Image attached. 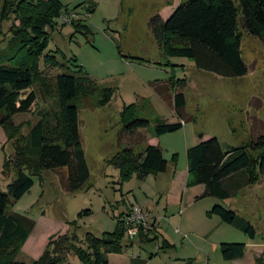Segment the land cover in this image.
Wrapping results in <instances>:
<instances>
[{"label": "rangeland", "instance_id": "obj_1", "mask_svg": "<svg viewBox=\"0 0 264 264\" xmlns=\"http://www.w3.org/2000/svg\"><path fill=\"white\" fill-rule=\"evenodd\" d=\"M6 1L0 0V10ZM60 1L65 9L55 18V30L46 29L49 45L45 54L55 55L63 66L51 67L41 60L42 74L49 79L47 83L56 74L77 70L75 58L91 79L100 87H111L114 93L105 106L98 104L99 93L79 102L80 135L91 173L88 182L76 192H69L65 189L67 167L44 171L42 180L38 175L32 176L33 187L10 206L11 212L36 221L15 258L32 264L44 253L50 236L72 233L75 228L81 239L86 233L100 236L112 232L118 218L133 205L148 212L149 224L154 222L153 217L157 218L158 238L148 244L133 239L134 243L125 246L122 253H111L112 264H134L133 259L144 260V264H232L221 254L222 242L264 244V175L256 184L243 187L230 198H209L218 202L213 204L232 209L249 220L256 229L254 238L234 225L222 221L217 225L215 219L220 221V218L205 211L204 205L210 200H189L195 190H187L183 196L181 192L185 191L183 181L188 174L187 147L212 137H217L224 149L239 147L264 131V37L243 32L242 56L248 73L230 79L199 70L189 58L163 54L148 27L150 17L157 13L155 0ZM91 6L95 10L88 12ZM73 10L78 13L76 20H81L91 32L76 31L71 23L61 20L66 11ZM19 23L13 14L0 21V51L8 48L11 25ZM166 62L170 63L165 65ZM186 76L183 128L153 136L160 121H181L174 107L175 91L167 89L165 84L171 78ZM38 85L32 88L38 96L32 109L14 118L18 128L15 138L8 140L0 126V187L3 190L15 176L14 166L8 174L3 173L6 160L14 156L15 145L25 142L41 113L57 107L56 97L45 96ZM129 105L135 107L137 117L150 121L148 138H158L163 155L169 160L166 173L150 174L143 179L133 174L121 180L119 170L111 165V158L122 148L138 142L135 149L142 151L149 144L144 140L148 130L132 136L121 132L120 113ZM173 154H177L175 165ZM87 209L92 213L86 215ZM163 237L171 247L160 248ZM253 250L256 248L249 247V258ZM65 257L64 264H81L73 251H67Z\"/></svg>", "mask_w": 264, "mask_h": 264}, {"label": "trees", "instance_id": "obj_2", "mask_svg": "<svg viewBox=\"0 0 264 264\" xmlns=\"http://www.w3.org/2000/svg\"><path fill=\"white\" fill-rule=\"evenodd\" d=\"M64 9L60 0H7L0 10L1 22L10 14L15 20H20L19 25L12 24L9 29L11 38L7 50L0 51V126L8 140H13L18 130L15 116L28 113L36 103L38 96L32 89L35 85H41L38 86L45 96L54 95L57 99L56 109L40 114L28 131L25 142L16 144L14 156L5 162L3 173L8 174L14 166L15 176L6 190L0 187V264H26L18 261L15 255L27 242L36 221L11 212L10 206L33 187L32 176L38 175L42 180L44 171L67 167L65 189L69 192H76L90 179L79 128V102L99 93L98 104L105 106L114 93L111 87H100L91 79L75 58L77 70L56 74L47 83L49 79L42 74L41 60L51 67L62 68L63 64L55 55L45 54L49 45V31L46 29L55 30V18ZM94 10L91 6L88 12ZM71 24L76 31L91 32L81 20ZM148 27L166 57H186L193 60L200 70L225 78H237L248 73L242 56L243 32L253 37H264V0H182L167 19L159 13L152 15ZM187 84L186 78H171L165 84L167 89L175 91L174 107L181 121H160L154 133L151 132L153 136L183 128L187 102L183 89ZM28 89L32 90L23 98L22 94ZM120 114L121 132L130 136L139 131L149 132L150 121L137 117L133 105L124 106ZM186 154L190 176L186 185H204V191L197 198L213 196L227 199L243 187L256 184L264 175V131L242 146L229 149H224L217 137L201 140L187 148ZM176 155L172 157L174 165ZM111 165L119 170L121 180L129 179L133 174L143 179L150 174L167 172L169 160L159 145L147 144L142 151H136L130 144L114 154ZM91 213L87 209L85 214ZM207 214L217 215L222 222L240 228L251 238L255 237V227L232 209L215 204ZM123 216L122 213L118 218L114 231L100 236L86 233L81 239L77 228L72 233L50 236L44 253L32 264H64L67 251H73L81 264H110L109 254H120L125 246L134 243L128 237L125 239ZM149 226L148 230L141 228L137 237L145 244L153 242L159 234L155 222ZM171 246L163 237L160 248ZM220 249L225 260L233 261L244 257L247 245L222 242ZM133 263L144 264V260L133 259ZM256 264H264V256L257 258Z\"/></svg>", "mask_w": 264, "mask_h": 264}, {"label": "crops", "instance_id": "obj_3", "mask_svg": "<svg viewBox=\"0 0 264 264\" xmlns=\"http://www.w3.org/2000/svg\"><path fill=\"white\" fill-rule=\"evenodd\" d=\"M155 1L158 4L157 5V8H156L157 10H155V11L157 13H159L162 16L163 19H167L172 14V12L175 10V8L178 6L177 4L179 2H181L182 0H169V1L168 0H155ZM174 65H179V64H174ZM183 78H186L187 81H188L187 76L186 77H183ZM230 79H233V78H230ZM242 121H243V119L240 120V122H242ZM140 132H145V131H139V133ZM148 134H149V132H147V136L144 137V140L146 139L145 141H147V143H149V144H154V145H159L160 146L158 138L157 137H153V138L151 137L152 139L150 138V140H149ZM147 138H148V140H147ZM136 144H131V145L135 148L134 145H136ZM189 147H187V148H189ZM176 172H177V169L174 170L173 177L176 176ZM185 176H186V179L183 181V182H185L184 183V189H185V191L184 190L181 191L182 192V196H183V193L186 192L187 190H192L193 189L196 192L189 198V200L190 201H197V200H199V198H197V197L200 196L202 194V192L204 191V185L203 184H199V185H196V186L188 187L186 185V182L190 179V176L188 174L185 175ZM182 196H181V198H182ZM205 198H207V200H210V201H208V204L204 205V207L206 209L205 211L207 212V211H209L211 209L212 205H215L213 203H218V202L215 201V199H213V200L212 199H209V198H214L213 196H208V197H205ZM202 200H203V198H202ZM129 210L130 209H128L125 212V215L129 212ZM153 219H154V222L156 223V226H157V218L153 217ZM215 222H216L217 225H219V224H221V219H220V221H219V219H215ZM135 240H137V239L135 238ZM249 247L256 248V250H253V254L251 255L250 258L248 257V255H249ZM111 255L112 254L109 255L110 264H112L111 263ZM260 256H264V244L263 243L258 244L257 246H251V245H248L247 244V249H246V253H245L244 257L243 258H240V259L233 260V261H231V263L232 264H256V259L259 258Z\"/></svg>", "mask_w": 264, "mask_h": 264}, {"label": "built area", "instance_id": "obj_4", "mask_svg": "<svg viewBox=\"0 0 264 264\" xmlns=\"http://www.w3.org/2000/svg\"><path fill=\"white\" fill-rule=\"evenodd\" d=\"M77 16L78 13L76 10L71 12L66 11V14L61 17V20L64 23H72V21L78 18ZM148 220V212L139 205H133L129 212L123 217L127 237L133 240L138 237L141 228H144V230L149 229Z\"/></svg>", "mask_w": 264, "mask_h": 264}, {"label": "water", "instance_id": "obj_5", "mask_svg": "<svg viewBox=\"0 0 264 264\" xmlns=\"http://www.w3.org/2000/svg\"><path fill=\"white\" fill-rule=\"evenodd\" d=\"M65 264H67V263H65Z\"/></svg>", "mask_w": 264, "mask_h": 264}]
</instances>
